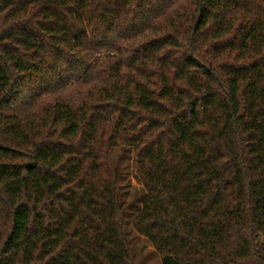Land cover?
Here are the masks:
<instances>
[{
    "label": "trees",
    "instance_id": "1",
    "mask_svg": "<svg viewBox=\"0 0 264 264\" xmlns=\"http://www.w3.org/2000/svg\"><path fill=\"white\" fill-rule=\"evenodd\" d=\"M115 148L161 264H264V0H0V264H133Z\"/></svg>",
    "mask_w": 264,
    "mask_h": 264
},
{
    "label": "rangeland",
    "instance_id": "2",
    "mask_svg": "<svg viewBox=\"0 0 264 264\" xmlns=\"http://www.w3.org/2000/svg\"><path fill=\"white\" fill-rule=\"evenodd\" d=\"M134 158L130 148H115L110 163L122 173L121 200L128 205L125 212V232L129 241L133 264H161L159 255L132 227L133 220L141 211L145 194L134 172Z\"/></svg>",
    "mask_w": 264,
    "mask_h": 264
}]
</instances>
